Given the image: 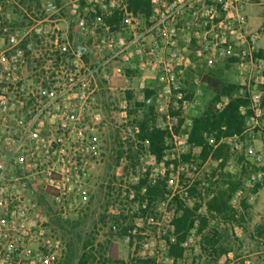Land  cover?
I'll return each instance as SVG.
<instances>
[{
	"label": "rangeland",
	"instance_id": "1",
	"mask_svg": "<svg viewBox=\"0 0 264 264\" xmlns=\"http://www.w3.org/2000/svg\"><path fill=\"white\" fill-rule=\"evenodd\" d=\"M240 3L246 55L235 49V57L209 65L210 45L194 37L189 13L176 22L174 45L146 35L134 46L149 18L132 13L128 0H0V84L12 87L0 95V245L17 248L6 264H28L48 251L46 241L54 264H264V0ZM28 40L32 69L21 53L15 67L3 62ZM153 47L156 57L148 59ZM173 51L184 56L181 66ZM163 64L174 68L168 82ZM205 76L236 85L235 97H250L243 114L260 96L261 115L247 114L244 133L226 140L224 168L202 163L200 149L188 144L192 119L213 98ZM227 102L223 97L217 108ZM146 119L166 132L161 160L138 137ZM226 175L241 182L231 210L208 213ZM157 184L165 195L150 202L146 186ZM176 197L204 219L174 262L168 241Z\"/></svg>",
	"mask_w": 264,
	"mask_h": 264
},
{
	"label": "trees",
	"instance_id": "2",
	"mask_svg": "<svg viewBox=\"0 0 264 264\" xmlns=\"http://www.w3.org/2000/svg\"><path fill=\"white\" fill-rule=\"evenodd\" d=\"M129 10L134 14H141L149 18L152 14L151 0H128ZM31 41L21 42L19 46L14 48L12 55L7 54L3 62L13 63V58L18 53L22 54L25 67L32 69L33 61H31V51L28 50L27 45ZM78 50L84 53L83 47ZM262 53H258L257 57H261ZM13 67L15 64L13 63ZM3 66L0 65V75ZM41 77L45 75L42 72ZM203 83L207 85L209 91L213 94V98L206 109L200 116L192 119L190 132L188 135V144L192 148L200 149L198 160L202 163L209 159L213 162L221 161L220 167L224 168L229 159V146L226 140L232 137L241 136L244 133L247 116L253 114L247 111L243 114L241 109L248 107L250 97L248 96H234L238 87L231 83H225L212 76L203 77ZM10 84H0V95L3 91L10 93L12 87ZM44 89H47V83L42 84ZM20 93V91H19ZM227 98L228 102L223 108H217V103L223 98ZM33 103L26 105L24 111L29 113ZM34 106V104H33ZM248 114V115H247ZM176 115V114H175ZM182 121L179 122L181 124ZM138 137L142 141H146L149 145L151 154L156 160H161L163 157L164 143L166 132L151 126L149 121L142 120L139 124ZM190 155L184 156V159L189 161ZM226 188L219 187L213 194L212 198L206 204L208 213H215L219 216L225 215L231 210L230 201L236 191L241 187L240 180L233 179V177L226 175ZM51 189V188H50ZM52 190V189H51ZM165 195V190L161 188L160 184L154 186H146L145 197L150 202L159 200ZM177 209L175 216L171 221L173 242L168 241V256L176 262L184 255V243L187 241L190 232L193 230L197 220L204 219L198 214L199 208L190 209L179 202L178 197L175 198ZM140 264H156V260L146 258L140 260ZM175 264V263H174Z\"/></svg>",
	"mask_w": 264,
	"mask_h": 264
},
{
	"label": "built area",
	"instance_id": "3",
	"mask_svg": "<svg viewBox=\"0 0 264 264\" xmlns=\"http://www.w3.org/2000/svg\"><path fill=\"white\" fill-rule=\"evenodd\" d=\"M151 7L152 14L149 17V25L141 35L133 38L131 45L139 46L141 40L146 35H157L160 38V45H174L176 22L187 13L191 14L193 19L192 26L196 29L194 37L196 39L202 37L204 42L210 45L205 48V51H209L205 55V59L209 65H211L215 58L227 59L235 57V49L242 50L246 45V19L241 14L242 5L240 0H151ZM233 12L234 15L232 14ZM187 25L190 24L188 23ZM200 30H204L202 34H200ZM154 47L149 49L147 53L148 59L156 57L157 47ZM242 51L243 59L246 51L244 49ZM138 52L142 53L143 51L139 49ZM171 56L174 60L180 61L178 66L182 65L184 61L182 54L173 51L170 53ZM173 70L174 68L170 64H163V76L161 80L168 82V76ZM251 100L253 112L256 117H259L262 113L260 96H252ZM249 153L253 154V150L249 149ZM54 181L50 178V187L56 189L58 186L55 185ZM5 223V218L0 215V241L6 237ZM40 236H43L42 232ZM45 246H48V251L34 257L28 264L55 263V256L51 250L53 246L49 241H46ZM16 250L15 246H8L6 249L0 245V264H6L5 257H9V254Z\"/></svg>",
	"mask_w": 264,
	"mask_h": 264
}]
</instances>
